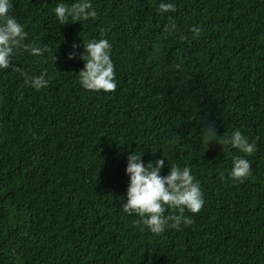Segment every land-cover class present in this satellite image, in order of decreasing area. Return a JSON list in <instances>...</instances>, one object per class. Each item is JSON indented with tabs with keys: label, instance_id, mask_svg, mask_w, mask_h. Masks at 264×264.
I'll return each instance as SVG.
<instances>
[{
	"label": "trees",
	"instance_id": "obj_1",
	"mask_svg": "<svg viewBox=\"0 0 264 264\" xmlns=\"http://www.w3.org/2000/svg\"><path fill=\"white\" fill-rule=\"evenodd\" d=\"M10 2L22 45L48 50L21 46L18 70L0 69V264H264V0H90L95 18L64 25L55 7L77 0ZM100 39L111 93L79 82L84 45ZM237 130L252 155L223 143ZM132 152L145 166L164 158L162 177L191 170L204 204L185 211L190 225L157 235L123 211ZM235 157L251 164L243 182Z\"/></svg>",
	"mask_w": 264,
	"mask_h": 264
},
{
	"label": "clouds",
	"instance_id": "obj_2",
	"mask_svg": "<svg viewBox=\"0 0 264 264\" xmlns=\"http://www.w3.org/2000/svg\"><path fill=\"white\" fill-rule=\"evenodd\" d=\"M12 7L10 0H0V69L12 68L11 56L14 49L23 46L31 55L41 56L48 49L22 45L27 33L23 26L15 18L9 15ZM161 13L175 12L173 3L161 2L158 6ZM54 13L61 25L67 23L69 17L75 21L95 18L97 13L93 9L90 0H77L69 5L59 3ZM174 23L165 26V31H175ZM199 34V28L191 29ZM76 46L73 45V48ZM111 44L106 39L92 40L84 45V52L80 59L84 61V68L79 75V82L87 91L111 93L116 90L114 64L110 57ZM75 58V53L70 54L69 59ZM55 60V57H53ZM25 76V83H30L37 91L46 88L49 84L46 79L47 73H41L36 77ZM206 138L215 137L214 130L209 127L205 129ZM212 139H208L207 144ZM223 143L230 144L232 148L244 153L245 156L252 155L255 150V142L250 143L248 138L239 130L234 131L230 137L225 136ZM142 155L132 152L127 160L126 174L129 176V186L126 192L127 202L122 208L126 214H135L140 219L137 224H143L153 234H162L167 227L178 228L182 223L190 225L192 220L185 217L187 212L195 215L202 209L204 200L198 180H195L188 167L180 168L172 165L167 176H161V169L165 167V159L150 161L147 166L141 159ZM153 164L155 166H153ZM250 161L244 157H235L230 173L231 179L243 182L251 175ZM167 208L175 210L174 215L165 216ZM143 231V228L141 229Z\"/></svg>",
	"mask_w": 264,
	"mask_h": 264
}]
</instances>
